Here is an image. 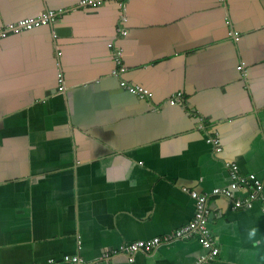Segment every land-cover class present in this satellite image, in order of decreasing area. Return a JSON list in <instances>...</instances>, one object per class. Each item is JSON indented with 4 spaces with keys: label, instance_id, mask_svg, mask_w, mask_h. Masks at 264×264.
I'll return each mask as SVG.
<instances>
[{
    "label": "crops",
    "instance_id": "0c3cea01",
    "mask_svg": "<svg viewBox=\"0 0 264 264\" xmlns=\"http://www.w3.org/2000/svg\"><path fill=\"white\" fill-rule=\"evenodd\" d=\"M79 1L0 0V31L56 13L0 36V264H196V235L101 260L190 223L191 191L208 264H264V189L251 207L210 194L227 163L264 181V0Z\"/></svg>",
    "mask_w": 264,
    "mask_h": 264
},
{
    "label": "built area",
    "instance_id": "2783aa9c",
    "mask_svg": "<svg viewBox=\"0 0 264 264\" xmlns=\"http://www.w3.org/2000/svg\"><path fill=\"white\" fill-rule=\"evenodd\" d=\"M108 0H80V6H90L96 7L101 5L103 2ZM123 5L126 0H113ZM56 13L54 11H48L41 15L32 18H22L16 22H12L6 25L4 29L0 31V36H4L7 32L18 33L23 30L31 29L40 24H46L50 22ZM121 34H125L126 31L119 28ZM109 46L113 48V57L116 64L120 65V56L121 50L118 47H113L112 43H109ZM124 68L120 66L119 68H115L112 72L117 73L118 71H123ZM60 76V75H59ZM61 77V76H60ZM62 78H60V81ZM120 85L127 89L128 91L135 93L140 96L150 95L147 89L143 87L132 85L127 83L126 81L121 80ZM62 86H59V89ZM171 103H175V98L173 97L170 100ZM214 148L219 151L220 147L218 146V139L216 137L209 136L207 139ZM229 174L231 177V181L227 186L224 187H215L211 190L210 194L219 195L226 197L232 201L233 208L239 207H251L252 202L259 196V194L264 189V181L257 177L254 173H249L246 175H241L238 172V168L236 163H227ZM241 188H250V191L247 192L246 196L240 197L236 194V190ZM191 195L195 201V210L193 219L190 223L176 229L173 235H165V236H154L149 239H139L136 241H132L129 243H125L120 245L117 249H111L102 254L101 260H108L111 255L117 253H125L129 256V259H132L133 253L142 250L145 252H150L154 250L157 246L162 243H167L172 238H181L188 237L191 235H196L199 242L206 248V253L201 255L196 264H208L214 260V258L218 255V246L216 244L215 239L212 237L209 227H208V215L209 209L207 204V194L198 193L196 191H191ZM70 262L72 264H97V261H93L92 263L83 262L78 256L74 255L70 258ZM38 264V263H35Z\"/></svg>",
    "mask_w": 264,
    "mask_h": 264
}]
</instances>
